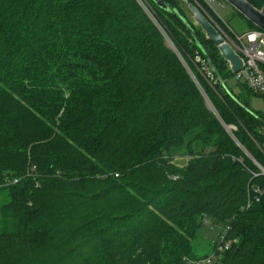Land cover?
Masks as SVG:
<instances>
[{
	"label": "trees",
	"instance_id": "16d2710c",
	"mask_svg": "<svg viewBox=\"0 0 264 264\" xmlns=\"http://www.w3.org/2000/svg\"><path fill=\"white\" fill-rule=\"evenodd\" d=\"M145 1L0 0V264H264V115L193 0Z\"/></svg>",
	"mask_w": 264,
	"mask_h": 264
},
{
	"label": "rangeland",
	"instance_id": "374dc122",
	"mask_svg": "<svg viewBox=\"0 0 264 264\" xmlns=\"http://www.w3.org/2000/svg\"><path fill=\"white\" fill-rule=\"evenodd\" d=\"M194 4L192 2L193 5H195L196 7L200 8L204 14L213 22V24L217 27V29L219 30V32H221V34L227 39L228 42H230L233 46H235V40H234V36L232 33L235 34H241L244 33L248 30V24L246 22V19L243 18V16H241L237 11H235L233 8H231L224 0H215V7L212 9L210 8L205 0H193ZM138 4L142 7V9H144L145 13L147 14V16L155 23L156 19L154 16V13L151 9V7L149 6V4L147 3V1L145 0H137ZM142 2V4H141ZM209 8L211 9V11L213 10V12L216 14V16H218V18L221 20V22L223 24L226 25V27L229 29H222L219 25L216 24V22L211 18V16L209 15V12L205 9ZM186 12L188 17L190 18V20L194 23L193 21V15L191 13V11L185 7ZM194 25L196 26L197 29H200V27H198L195 23ZM202 31V30H201ZM232 32V33H231ZM202 33L204 34V32L202 31ZM166 46L169 49H172L175 52L174 47L172 46L171 42L166 39ZM197 62H199V59H197ZM196 62V63H197ZM229 66V65H228ZM186 68L188 69L191 77L193 78V80L197 83V85L199 86L195 76L193 75V73L189 70V68L186 66ZM226 86L237 96H239V98H241L242 101L244 102H248L250 104L251 109L258 114L264 115V96H257V95H253L252 93H250L246 88H244L243 86H241L238 82H236L233 78H230L229 80L226 81ZM201 90V89H200ZM69 97L66 96L65 98L67 99ZM206 98V102L208 105V108L219 118L218 113L216 112V109L214 108L213 105H211L209 99ZM59 104L61 105V102H59ZM69 103H65L63 108L61 106V109L59 114L57 115L58 118H61L64 114V111L66 109V106H69ZM89 118L91 121H94V116L91 114L89 115ZM108 123V122H105ZM100 126L104 127V124H99ZM223 127L226 128L227 132H229V129L232 130L233 132H237V128H235L234 125L231 126H225L226 124L222 123ZM102 127H98L95 129V137L98 136L99 133H101L102 131ZM229 128V129H228ZM235 128V129H234ZM106 149V147H105ZM104 148L101 147V153L105 151ZM106 152V151H105ZM107 154V152H106ZM94 156L89 155L88 158H90L91 160H93ZM176 163L180 166L185 165L186 163V159H183L182 157H177V161ZM258 167L259 165L256 164ZM260 168V167H259ZM214 229V228H213ZM210 229L208 232H204L203 235H201V237L204 239V243L203 242H199V240L195 243L196 245V251L195 253L200 256V257H208L212 254V250H211V246L206 245L207 243H212V241L216 240V230ZM205 242H207L205 244ZM199 246V247H197ZM203 258V259H204ZM184 261L187 262V264H193V263H198L200 262L199 260L197 261V259H192L191 257H185ZM204 264V263H202ZM216 264V260H214V263Z\"/></svg>",
	"mask_w": 264,
	"mask_h": 264
},
{
	"label": "built area",
	"instance_id": "2783aa9c",
	"mask_svg": "<svg viewBox=\"0 0 264 264\" xmlns=\"http://www.w3.org/2000/svg\"><path fill=\"white\" fill-rule=\"evenodd\" d=\"M210 8L215 7V0H205ZM142 4V2H141ZM214 10V9H213ZM235 40V49L241 55L244 60L245 66L239 73L233 74V79L239 84L245 85L254 94L264 96V32L251 31L243 35L232 33ZM201 60L199 59V62ZM229 129V128H228ZM235 129V128H234ZM230 136L236 141L233 136V131L229 129ZM237 142V141H236ZM241 147V145L239 144ZM264 175V169H262ZM256 193L261 196L264 191L257 189ZM234 243L228 242L223 239L222 245L219 247V251L228 250ZM211 264L212 259H208L196 264ZM195 264V263H193Z\"/></svg>",
	"mask_w": 264,
	"mask_h": 264
},
{
	"label": "water",
	"instance_id": "95a60500",
	"mask_svg": "<svg viewBox=\"0 0 264 264\" xmlns=\"http://www.w3.org/2000/svg\"><path fill=\"white\" fill-rule=\"evenodd\" d=\"M161 10L170 12L162 0H152ZM231 8L237 11L248 22L257 29L264 32V8L259 10L246 0H224ZM193 15L194 23L201 28L208 41L213 42L220 52L223 60L229 65L233 74L239 73L244 69L245 63L235 47L219 32L213 22L204 14V12L193 5L189 6Z\"/></svg>",
	"mask_w": 264,
	"mask_h": 264
},
{
	"label": "crops",
	"instance_id": "0c3cea01",
	"mask_svg": "<svg viewBox=\"0 0 264 264\" xmlns=\"http://www.w3.org/2000/svg\"><path fill=\"white\" fill-rule=\"evenodd\" d=\"M264 8V7H263ZM262 8V9H263ZM259 10H261V9H259ZM244 18V17H243ZM245 19V18H244ZM247 21V20H246ZM247 32H249V27H248V30L246 31V32H244V33H241V34H239V35H243V34H245V33H247ZM235 34V33H234Z\"/></svg>",
	"mask_w": 264,
	"mask_h": 264
}]
</instances>
